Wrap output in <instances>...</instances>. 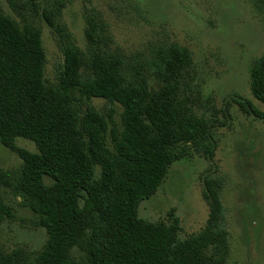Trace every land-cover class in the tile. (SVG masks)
Listing matches in <instances>:
<instances>
[{
  "label": "trees",
  "instance_id": "16d2710c",
  "mask_svg": "<svg viewBox=\"0 0 264 264\" xmlns=\"http://www.w3.org/2000/svg\"><path fill=\"white\" fill-rule=\"evenodd\" d=\"M69 1L9 0L19 20L0 9V143L22 159L20 203L48 235L34 263L226 264L218 175L204 177L209 217L199 233L180 238L174 210L167 221H150L138 209L174 162L194 153L214 156L228 103L218 109L204 98L187 49L176 43L159 48L147 66L129 63L110 50L104 25L90 17L83 51L62 22ZM42 21L64 55L54 85L44 77ZM250 89L264 103V55L251 65ZM93 97L119 103L120 121L113 109L103 113L89 103ZM238 103L264 119L250 100ZM18 136L37 151L18 146ZM0 209L13 216L10 206ZM2 256L6 264H27L18 254Z\"/></svg>",
  "mask_w": 264,
  "mask_h": 264
},
{
  "label": "rangeland",
  "instance_id": "374dc122",
  "mask_svg": "<svg viewBox=\"0 0 264 264\" xmlns=\"http://www.w3.org/2000/svg\"><path fill=\"white\" fill-rule=\"evenodd\" d=\"M0 9L19 20L9 0H0ZM61 17L86 52L87 20H99L110 50L129 63L147 66L145 60L173 43L187 49L204 98L218 109L228 103V124L216 132L218 147L212 158L194 153L170 166L156 193L140 202L139 216L167 221L174 210L180 238L199 233L209 217L204 177L218 175L226 209V264H264V119L238 103L245 98L264 111V103L250 89L251 65L264 55V0H70ZM39 25L46 55L44 77L54 85L64 55L52 28L43 21ZM89 103L103 113L113 109L120 121L119 103L100 97ZM16 144L37 151L28 138L18 136ZM22 165L19 155L0 143V207L8 205L13 211L11 217L0 209V264H6L2 255L7 254L35 264L34 253L48 237L32 210L20 203L17 180Z\"/></svg>",
  "mask_w": 264,
  "mask_h": 264
}]
</instances>
